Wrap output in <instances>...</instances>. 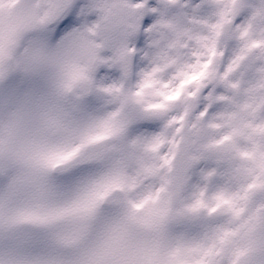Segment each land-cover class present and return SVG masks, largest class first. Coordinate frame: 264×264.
<instances>
[{
  "label": "rangeland",
  "instance_id": "374dc122",
  "mask_svg": "<svg viewBox=\"0 0 264 264\" xmlns=\"http://www.w3.org/2000/svg\"><path fill=\"white\" fill-rule=\"evenodd\" d=\"M53 2L0 0V264H218L221 258L237 264L253 247L258 264H264V220L259 237L255 233L264 205L189 184L171 203L170 160L182 124L171 134L166 126L152 138L129 132L136 120L175 101L180 90L157 103L151 84L135 91L123 79L105 84L91 68L93 54L101 66L121 63L138 5L83 0L79 23L53 42L55 24H45ZM116 3L127 9L121 31L110 18ZM85 77L93 83V96H67L74 79ZM106 134L114 140L104 161L80 167L91 171L71 185L58 182L64 175L49 173L53 162ZM191 136L194 155L207 154V135ZM231 163L243 182L251 169L264 170V154L249 151ZM113 185L124 188L125 204L100 208V198ZM189 224L200 230L188 234ZM31 239L39 244V255L23 252L18 258L19 243Z\"/></svg>",
  "mask_w": 264,
  "mask_h": 264
},
{
  "label": "snow or ice",
  "instance_id": "6c2138e0",
  "mask_svg": "<svg viewBox=\"0 0 264 264\" xmlns=\"http://www.w3.org/2000/svg\"><path fill=\"white\" fill-rule=\"evenodd\" d=\"M82 3L77 0L58 20L51 41L79 23L76 13ZM130 3L138 7L135 27L123 39V65L109 61L98 67L96 78L105 84L123 79L132 91L151 84L157 103L163 95L180 90L179 97L165 103L160 112L136 120L130 134L152 138L166 126L169 134L174 133L181 124V136L205 133L207 154L192 160L183 154L177 158L190 185H206L212 195L264 205V170L251 169L241 182L231 163L249 151L264 154V0ZM191 77L196 79L189 82ZM90 171L75 169L58 182L69 186ZM208 226H213L211 218ZM200 227L189 224L184 230L193 234ZM218 264L229 261L221 258Z\"/></svg>",
  "mask_w": 264,
  "mask_h": 264
},
{
  "label": "water",
  "instance_id": "95a60500",
  "mask_svg": "<svg viewBox=\"0 0 264 264\" xmlns=\"http://www.w3.org/2000/svg\"><path fill=\"white\" fill-rule=\"evenodd\" d=\"M100 145H88L85 151L73 158L72 160L60 165V170L65 171L67 170L70 166L74 164H85L86 162L90 160H95L98 159L99 156L101 155V151H98V149H105V141H102L99 143ZM183 147L179 150L178 156L183 154L187 159L192 160L194 158L188 157V145H187V140L182 144ZM187 174L186 169H180L178 165L176 164V175H175V195L178 196L180 193L181 188L183 187L184 184V178L185 175ZM116 194V193H115ZM118 197L115 195L114 197L109 198V202H117ZM244 264H252V257L247 259Z\"/></svg>",
  "mask_w": 264,
  "mask_h": 264
},
{
  "label": "bare ground",
  "instance_id": "6f19581e",
  "mask_svg": "<svg viewBox=\"0 0 264 264\" xmlns=\"http://www.w3.org/2000/svg\"><path fill=\"white\" fill-rule=\"evenodd\" d=\"M208 194H210V192H208Z\"/></svg>",
  "mask_w": 264,
  "mask_h": 264
}]
</instances>
